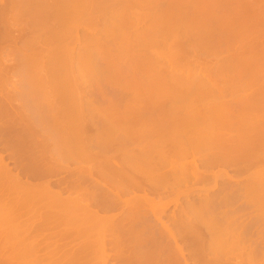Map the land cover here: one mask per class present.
I'll return each instance as SVG.
<instances>
[{
	"label": "bare ground",
	"instance_id": "6f19581e",
	"mask_svg": "<svg viewBox=\"0 0 264 264\" xmlns=\"http://www.w3.org/2000/svg\"><path fill=\"white\" fill-rule=\"evenodd\" d=\"M23 1H25V3H23ZM46 1L48 3L47 6L45 4V1L39 0L38 2H40V4L37 3L36 7L34 6L37 9L35 8L33 9L32 7L28 8V5L26 4L27 2L26 0H10L11 3L13 2L15 4L13 6H8L6 5V1L0 0V43L4 41L5 42L9 41L12 44L13 42L14 44H16L15 42H17V40H20V38L18 39V36H20L21 38L23 36L24 37L27 36L29 38L28 39L26 37L27 38L26 43H28L27 49L33 50V52H30L33 53L34 55L33 56L31 54L32 57L42 55L43 57H41V59L40 56L38 57L39 60H42V59H47V57L48 59L49 57L51 59V57L55 55L57 56L55 57V59L60 58L61 60L58 59L59 60L58 65L56 66V64L55 65L53 64L54 66L53 65L52 66L55 67V69L57 67L60 69L59 71L61 73H59L58 74L59 76L58 75L57 76L61 78L60 75H62V78L59 82H63L67 84L63 86L61 85L60 88L58 85V88L61 89L62 92L63 91L64 92L63 93L61 92L62 94L59 95L60 97L58 96L60 98L59 101L61 102V104L60 103L57 104L63 107L66 103L65 101L69 102L70 100L68 99H71L73 97L72 99L73 100L75 99V101L77 98H79L78 100L79 102H81L82 106L80 105V103L79 105L81 106V108L79 105H77L81 109L80 113L79 112L77 113L78 114L77 118L74 117L76 111L75 112L73 111L72 113L73 116L70 113V117L71 116L73 117L71 118L72 120L74 118L76 121L78 120V122L74 121V123L76 122L75 126L77 130H74V128H72L73 131L75 132H73L72 129L70 131L72 133L71 135L74 134L73 136L75 137V139L72 140L74 142H72L71 138L73 136L71 137L70 133L68 135L71 138L69 136L64 135L63 133H60L59 129L56 128L60 124L59 121L64 119L62 116H61L62 118H60L58 114L61 111L63 112L64 109L66 108L63 107L62 110H59V107L56 104L57 105L56 107H58V109L56 108V110L59 111V113L58 112L55 113L54 111L55 105H53L55 104L54 102L55 100L52 101L53 104L51 103V101L50 103L48 102L49 105L48 107L51 108L53 106V110L51 108V111L52 112L54 111L52 117L53 119L54 118L55 119L52 120V122L56 124L55 128L57 129V130L55 129L57 133L55 132L54 134L53 132V134L55 135L54 136L55 139H53V137L50 136L47 137V139L51 138L53 140L50 141V144H48L47 139L46 140L43 139V136L42 137L39 136L40 135L39 133H37L39 134L37 135L36 133L31 131L32 130L31 127L34 124L33 122H30L27 119L28 122L27 120L26 122L28 124L29 122L33 124L28 125L26 124V122L24 124L23 123L25 121V119H23L24 117L22 118L18 116L22 120L19 119V122L17 123L18 121L17 115L19 114V112L18 113L16 112L18 110L13 111L15 112V115H11L14 114L11 113L10 117L5 114L6 119L9 117L10 120H12L13 119L12 116H14V118L17 117L16 120L14 119L13 124H11L12 123L11 121H8L9 118L7 119L9 124L5 122L6 121L5 118H4L5 121L1 119L3 113L0 110V112L2 113V115L0 113L1 115L0 120H2L7 125H9L7 126L5 124L6 126H3L1 125L3 122L2 121L0 122V131H1L0 141H2L1 147L4 148L3 150L9 152L7 153L9 154L8 155L9 157L7 156V158H10L9 160H11V162L13 161V166H10L8 160L6 159V154H4L5 152L0 151V264H112L111 261L112 259L116 260L117 264H135L136 259L135 261L132 260L134 258L131 257L129 248L132 245L131 242L133 241L132 239L133 236L135 240H138L136 237L138 235L137 233H135L136 230L134 229L135 230L134 231L132 228H134L136 225L139 226V224L142 222L143 219L146 220L147 216L149 215V212L151 211H152L151 214H153V217L155 218L157 224L159 225V226L156 225L159 228L158 230L159 241L158 239L157 241L161 242V240L163 241L165 238L167 239L165 245H162V248L161 245L159 244H163L165 241L156 244L157 249L160 248L162 251L164 252L166 251L164 257L165 260L163 258L162 261L164 262L163 264H234L236 263V262H232V259L234 257L230 258V256H232L230 254H233L232 252L236 251V249L238 250L242 249L244 251L247 247L246 238H248L246 234L248 232H245L247 231L245 230L243 232L244 234H246L244 235L245 238L243 237L245 241H243L240 225L244 221L247 222L246 220L249 217L248 218L245 217L246 220H244L243 222H239L241 216L243 217L247 216L246 215L247 213H245V215L240 214L242 213V210H240V208L243 209L246 204V209H248L247 205H249L250 208L255 204L254 208L256 207V211H257V208L259 207V211L255 213L257 216L255 215V218L253 216V220L257 221L258 218H260L264 221L263 218L264 192H262L264 190V125H263L264 123L262 124L261 122L262 118H263L262 121L264 122V28L262 27V25L264 26L263 23L264 5H262L264 4V0H250V1L241 0V2L240 0H238L239 3L237 2L235 6L225 3H223L222 5V3L220 4L219 2H217L215 4L216 6L217 5L224 7L227 6V8L231 6L230 10H232L233 8L235 10L238 9V11L240 10L239 14L237 15V21L235 23L237 27L233 25L234 28L236 27L235 29H233V27L232 30H230V28H224V30L227 29L225 31L223 29H222L223 31L220 29L217 31V29L215 28L217 32L213 28L214 33L210 34L208 41L198 44H192L187 38V35L185 34L184 30L183 32L181 31L182 34H180L181 32L179 33L175 32V30L177 31L182 30L181 26L183 25L184 22L183 23L178 22L181 28H177L173 25L175 28L173 29V26H170L172 25L173 20H171L172 21L171 23L170 21L167 20V17L170 18L169 16H171L172 14H173L172 17L174 16L175 12L173 13L171 9L173 11H176V9L179 7L178 6L179 4L177 5L178 7L175 6L176 7L175 9L174 5L172 6V4H171L172 7L168 5L166 6L167 8L166 7L164 8V6H162L163 8H161L160 6L164 4L162 3L163 0L162 1L133 0L130 3L127 2L129 3V5L127 3H122L120 0H111V1L109 0L110 2H112L111 5H108L107 7L104 5L105 3H103L102 9L101 7L99 9L98 6L96 7L97 8L96 9L94 8V6L98 5L101 2L100 0H54V1L46 0ZM118 1L119 3L120 2L122 3V4L120 3V5L124 4V6H121L120 8ZM177 1L174 2L177 3ZM43 2L44 4H42ZM50 2L53 3L51 4ZM148 2L152 3V5H150L151 7L148 6L147 7L148 10L142 12L140 10V7H142L143 9ZM183 2L184 1H182L181 3ZM139 3L142 6H140ZM160 3L162 4L160 5ZM38 5L42 8H40ZM43 5L46 6L47 10L44 9L45 7ZM112 5L115 6L114 8H116L119 5L118 6L119 8H116V11L113 8V12L115 11V13L111 12L112 13L110 18L111 20L109 19L107 21L108 23L105 22L103 25L104 27L101 26L102 27L101 28L99 26L100 24L98 23L99 20L98 18L107 11L105 10L106 8H110V7L112 8L113 7ZM136 5L137 6L139 5L140 7L139 6L137 7ZM205 5L206 4H204V6ZM210 6L207 5L206 7L208 9H210L211 7L212 8L215 7L213 6V4L211 7ZM181 7L182 6H180V8ZM147 8L145 7L144 9ZM157 8L160 9V16L162 15L161 18L160 16H158L159 10L156 13ZM180 8L177 9V11L180 10ZM9 9L11 12L12 10L13 12L15 11L14 18L12 17L13 14L10 17L7 16L6 10ZM98 9L100 10V12ZM161 9L163 10V14L165 13L164 15L162 14ZM164 9L166 11H164ZM27 10L28 11L31 10L32 13H36L35 11L38 10L42 11V13L41 12L37 13L36 14L37 16L34 15L33 17H30L31 19H29L32 20L30 21L31 25L32 23L33 25H35V23L40 22L39 31L38 28H36L38 27L37 25H35L36 27L32 25L33 27L31 28L28 20L27 21L25 20L26 22L24 23H26V25L27 23H29V27L31 29H29L28 26H25V24H24L25 27L20 26V23L23 24L20 18L21 16L24 17L25 13L28 14ZM43 10H45V13L43 12ZM108 10L112 11V9H108ZM149 10H151V12H149ZM101 12H103V14H101ZM167 12H170V15ZM44 14L45 16H43ZM153 14H155L156 16ZM248 14L252 15L250 16L251 17L250 19H246L247 18L246 15L248 16ZM51 15L57 18V22L56 23L54 22L55 24L53 23V25L51 24L52 26H48L47 29L43 25L47 23L45 19L52 17ZM152 17L153 18L155 17V19L153 20H156L153 21L154 22L153 25H149L150 27L149 26L141 27L142 29L140 27H139L140 29L137 28L140 19L152 18ZM38 18L39 20L41 19V21H39ZM33 19L34 20L36 19V21H33ZM174 23L176 25L177 22ZM178 23L176 26H178ZM40 25H42L44 28H42ZM228 26H230V23H228ZM49 27L52 30L50 29L49 31ZM161 27L165 29L163 30ZM33 28L34 30H32ZM100 28L101 29L104 28L102 30L104 33L102 31L101 32L99 31L101 30ZM14 29L15 31L18 30L19 32V34L17 33L18 35L16 34L17 36L13 35ZM35 29H37L36 32ZM43 29L44 31L45 30L49 31L51 34L49 32L44 33V31H42ZM261 29H263V31ZM162 30L164 32L166 30L167 31L169 30L170 33L168 31L169 33L168 36L170 38L168 36L166 37L168 33L165 32L166 33L165 34ZM172 30H174L173 32L176 33L173 34L175 38L171 34ZM26 33H28L29 35L32 33L33 35L29 36ZM48 33L52 36H50ZM159 33L161 36L159 35ZM162 33H164L165 35L164 37H162L163 36ZM42 34L45 36L49 35L50 37L45 38V36L44 37L41 36ZM170 34L173 36V38H171L172 36ZM116 38H119L118 42L115 40ZM115 41L118 43V45H116ZM29 43L31 44V46L29 45ZM44 44L47 45L46 46L47 48L45 47ZM2 47H4V45ZM172 47H179V48L171 50L170 48ZM111 48L112 49L114 48L116 51L118 50V52H115L114 49L112 51ZM158 48L163 49V51L159 50ZM105 49L108 51V52L106 51L107 53L104 52ZM109 49L111 50V52L114 53L111 54L109 52ZM101 51L104 53H102ZM41 53H43L44 55ZM1 54H0V81L1 80L5 81L9 75V73L6 74V72L10 71L8 69L9 67L7 68V64H10V61L8 63L7 60L10 59L8 58V55H4L7 56L6 58L8 59H6ZM122 56L125 57L127 60L130 56L136 58V59L134 58V60L136 61L134 65L130 63V65L134 69H132L131 67H129V70L127 69L128 72L133 71V74H135L132 75L133 76L132 79L125 80L126 78H128L126 76H125L126 78L125 77H123L124 79L122 78V76L125 75V71H126L125 69L128 68L127 66H130L127 63L128 61H125L126 59H124L125 63L120 62L121 58L120 61L115 60V62L120 63L119 66L118 63L116 65V63H113L114 61L112 62L113 58L119 59V57ZM75 59L78 60V62H76L77 65H74L75 63H73L76 61ZM88 59L89 60L95 59L97 61V63H95L97 66L94 65L97 68L94 67L96 69L94 68L93 69L95 71L99 70L100 74L107 73V72L105 73L103 70V67L105 68L107 64H110L109 65L110 67L112 66L113 68H115L114 70L113 69L110 70L111 73L109 72L110 67L106 68L105 71H108V73L111 75L113 73L112 70L114 72H117L118 75L115 73L117 75L116 80H114L115 77L112 75L114 78L112 77L111 80L109 79L111 83L107 80L106 81L109 82V84L114 83L113 85L114 87H116L119 86L118 85L119 82H122L124 80L125 87L122 86L123 89L122 87H120V89H122L123 91L125 90L124 93L125 95H127L128 91L129 93L132 94V92H130L131 90H129L132 88L134 90L133 91L134 95L132 94L133 97H131L132 95H129L128 93V95L130 96L129 99L130 98H131L130 100H132L133 98L137 99V100L136 99L132 100V102L130 101L131 105L133 104V107L131 108L135 107V110L139 109L140 113L141 112L143 113L140 115V117L141 116L144 117V114L145 116L148 115L149 117L146 119H150V123H152L153 126L149 127V125H147L148 123H145L144 120L142 121L141 119L137 118L138 116L136 117V114L134 115L133 112L132 114L136 118L134 117V119L131 120L132 118V114H131L130 115L131 118H129L128 115V119L131 120L132 122L136 121L137 123L135 122L134 124H130L132 122H130L127 119L126 115H125L126 118L124 117L125 118L124 120V118L122 119L116 113V111L119 110L118 108L120 104H117L118 106L116 109L118 110L114 108L116 110L114 111L113 107L114 104H116V102L113 101L114 104L113 106H111L110 100H109L110 104L106 101L107 104L105 105L106 107L105 115L103 114L104 111L102 114H98L99 116L97 115L96 112V114L94 113V115H97L98 118H96L97 116L95 118L93 117L94 119L91 116L90 118L92 119L88 118L89 120L85 118L84 115L87 112H89V110L87 111V109H85L88 108V105H86L88 103L85 102L86 100H84V97L79 92V88L81 87V85L78 86L79 84L77 83L79 82L80 79H83L85 82L88 83L93 81L95 82L94 79L97 78L96 77L97 72L91 69L92 68L91 66L90 67L88 66L91 65V63L89 64ZM39 60L36 59L37 62L33 63L36 65V67L32 69L33 73L34 71L39 69L37 67L42 66L40 67L41 70H43V68L44 69L46 68L43 67V65L46 66V64L48 63L47 62L46 64H43L44 62H46L45 60L44 61L42 60L43 62L40 61L43 65L41 64L39 66L38 64L37 66ZM87 60H88L87 62L88 65H86ZM98 60L101 61L104 60V62L106 60L108 62L106 63L105 66L102 64L103 67L101 66L102 68L98 69V67L101 65L98 64ZM131 61H133V59ZM29 62L27 59L25 60V63L28 66L31 65V63L29 64ZM35 65H31L30 68ZM121 66H122V70H124V75L123 73H121L122 75L119 74V72H123L122 70H120L121 68L119 69V67ZM123 66H125L126 68L124 67L123 69ZM49 67H51V65H49ZM87 67H89L95 73L92 72L91 70L89 71ZM52 68H50L49 70L45 69L46 71L43 70V72H47V71L49 72ZM41 70L39 69L40 73L37 70L38 72L37 74H39V76L42 74ZM59 71H57V73ZM88 71L90 72V75ZM75 72H77V75H75ZM128 72H126L127 73L126 75H129ZM93 74L95 75V78L93 77L94 76ZM212 74L215 75L214 77H216L217 74L220 75L219 76L217 75V78L215 79L213 78ZM86 75L89 77L91 75L93 76H91L89 79V77H87ZM119 75L120 77L117 78ZM120 78L122 79V81H120L121 80ZM40 79L38 81H40ZM56 79L53 78L52 81L54 80L56 82ZM76 79H78V82H76L75 85V82L73 83V81H77ZM213 79L217 81L212 82ZM97 82H99V80L96 81V84H98L97 85L98 87H101L102 84L100 86V84ZM93 83L91 84L93 85ZM69 87H71L72 89L70 91L71 93L67 90V88ZM47 88L49 87L47 86ZM55 88H57V86ZM90 88H92V86H90ZM43 89L46 88L44 87ZM95 89L97 90V88ZM120 89L119 92L122 91ZM61 90H58V92ZM192 90L194 91V93ZM89 93L91 94L92 90ZM124 93L122 95H124ZM208 94H210V98H208L209 100H206L205 98L209 96ZM74 96L77 97L74 98ZM88 98L87 101H89ZM72 99L70 102L73 101ZM126 99L128 100V98ZM205 100L206 103L203 104L199 103V102H205ZM57 101L58 100H56V102ZM7 102L4 101V106L6 107H8V105L10 104L8 100ZM90 102H92V100ZM137 102L138 104H135ZM169 103L171 104L170 111L173 110L171 111L172 113L170 112V114L173 115L168 116L169 121L166 118L167 121L169 122V124H167L166 126L162 124V121H165V124L168 122L164 119L162 120L157 119L158 115L155 114H158L159 111H164L165 110L164 107H166ZM196 104L197 105L201 104V105H199L198 108ZM84 105L87 107H85ZM108 105L111 107H109ZM0 106L2 107V105ZM77 106L74 107V109L76 108L77 110L78 109ZM89 107H91L90 104ZM107 107H109L110 109L108 110ZM195 107H197V109H195ZM46 109L49 110V108L47 107ZM74 109L72 108L71 110ZM112 109L113 112L117 114L116 116L115 113L112 114ZM68 110L70 109L68 108ZM90 110L92 111L93 109L91 108ZM204 110H206L205 112L207 116L205 115ZM107 111L109 112V114L112 115L113 121L117 119L118 122L115 121L116 123L115 122L112 123V118H108L109 117L108 113H107L108 116L106 117ZM62 112L60 113V115H62ZM136 112H138V110L135 111L134 113ZM99 113H101V111H99ZM183 113L188 114L189 117L185 115L181 116L180 114ZM201 113L204 114V119L206 118V120L203 119L204 121H201L202 118L199 117L200 116L199 114ZM67 114L69 113H66V117L67 116L69 117V115ZM91 114L93 115V111ZM56 115H58L57 116L58 118H56ZM102 115L103 117H101ZM209 115L210 117H212L211 119H213L214 117L217 118L216 119L214 118L212 121L211 119L208 118ZM221 115L222 117H224L222 120H221L222 118ZM155 116L157 117L156 119ZM52 117L50 119H52ZM99 117L102 120L99 119ZM184 117H187L188 119L190 118L189 119L190 121H188L187 123H183L181 120ZM233 118H235L236 120ZM95 119L96 121L101 120L99 122L97 121L99 124L100 122H102V124L106 125L103 126L101 124L100 126L103 128L98 127L101 128L100 130L102 129L104 130V127L108 128L110 126V130L105 128L109 130V131L106 130L107 133H109L107 134L105 132L106 136L109 135V137L110 136L112 137L111 139L107 137L109 141L106 139V136H104L105 134L103 133V131H102L103 135H101L102 140L100 137L96 139V137L100 136L101 133L100 132L99 135L96 134L97 131H100L96 127H95L97 130V131L95 130L96 133L95 131H94L95 134L93 132L90 133L91 130H89V127L98 126L97 122H95ZM126 119L129 124L127 122L125 123ZM198 119L199 121H201L200 122L201 124L203 123L208 124L210 122L209 120L213 122V124L212 122L209 123L211 125L209 124L206 125L207 129L210 130L208 134L202 135L200 133L198 134L192 133L191 128L195 123H197L195 121H198ZM123 120L125 127L121 126L123 125ZM151 120H153L154 122H152ZM156 120H159V122L161 121L159 123L161 125L158 124V121L155 122ZM191 120H193L192 121L193 125L191 123ZM138 121L141 123L144 122V124L140 123L141 125H139ZM206 121L209 122L206 123ZM217 121L220 122L218 123ZM57 122H59L58 125ZM234 122L237 123L238 127L234 125L235 124ZM20 123H23V125H21L22 127L24 125L26 126V128H23V130L21 128L22 133L21 130H17V126H18L17 124ZM240 123L242 125H239ZM108 124L110 125L108 126ZM112 124L113 125L117 124V126L115 127ZM126 124L129 125V127L127 126L128 130L126 129ZM247 124L250 127H248ZM144 125L145 126L147 125L148 127L147 126L144 127ZM112 126L113 128L115 127L114 129L116 130L119 126V127H123V129H126L127 131L125 132V130L124 131L122 130L123 131L122 134L120 130L121 128H118L119 131L116 132L113 129V132L115 134L114 133L112 134L111 131ZM229 126L230 127L233 126L236 129L244 128V130L239 129L240 132H238L237 134L236 132L235 134H230L227 132L229 130L227 131L225 130L226 127L227 129L230 130L231 129L233 130L234 128H230ZM161 127L162 128L165 127L164 129L167 131V133ZM222 127H224L223 132L221 129ZM18 129L20 128L18 127ZM189 129L190 132L188 131ZM207 129H205V131H208ZM238 129L236 131H239ZM2 131H4V133ZM17 131L19 132V135ZM23 131L24 132L26 131L27 133L24 134ZM110 131L113 136L110 135ZM119 132H120L119 136L116 137L115 135H118L117 133ZM59 133L62 135H60ZM92 133L97 136L91 137V135L93 136ZM53 134L51 136H53ZM20 135H22V137ZM63 135L65 136V138ZM66 137H69L70 140L69 138L67 139ZM92 138H95L97 142L100 140L101 141L106 140L107 142H99V144H97V142L95 140L93 141ZM65 139L71 141V144L69 143V145H67L66 143L68 147H65V141H67ZM101 143H102V148L98 151H94L93 150L94 147H96L97 145L101 146L100 145ZM25 144L26 145L29 144L28 148L25 147L26 146ZM22 145L24 146L23 148L26 150H24L21 147ZM113 151L121 152V154L115 155L112 153ZM202 151H205V153L201 154ZM245 162H247V165L245 164L242 167L238 166L239 168L236 166L237 164L241 165L242 163ZM71 163H76L77 168H75L76 166L71 167L70 165ZM230 165L231 167L232 166L234 167V165L236 166L235 171L242 169L241 173H243L242 171L247 172L248 168L250 170L251 167L254 168V170L258 168L253 172L256 176L258 172L257 173L255 172L257 170L259 171L257 177L261 178V185L263 187L262 186L260 187L259 185L260 183L258 184L260 178L257 179L258 181L257 182L254 174H252V176L250 175V177L255 179V181L251 180V178L248 177L251 181L250 180L247 181L248 180L247 178V180L242 181L243 183H238L236 185L235 184L236 181L235 182L233 181L236 180V178L238 177L243 178L244 174L242 176L236 175L238 177H236L235 174L233 176L228 171L229 168H231ZM220 166L221 167L227 166L226 168L228 170L222 167L223 170L221 171ZM217 167L220 168L215 169ZM180 170L185 171V172H181L183 174L182 175L183 178L184 177L186 178L185 183L186 181L187 182L189 181L188 178H191V180L193 179L191 182L197 181L196 183H198V181L218 182L217 181L218 179L220 180L221 179L223 180L225 178L230 179V182L226 181V183L224 182L225 184L223 183L222 185H220V187L222 186L221 188L218 185L216 186V183H214L215 185H213L212 189L206 190L204 192L206 196L200 198V201L202 203L201 206H207V204H209L210 206L212 201L216 202L215 201L216 199L218 200L220 199L218 197L220 194L215 195L216 198L215 196L211 195L212 194L211 191H213V189H215L216 187H219L220 189L223 188L225 190L224 192L228 190V193H225L224 195L225 199L227 198L226 194H232L233 196L237 195V197L234 196L235 198H237V201L238 200L242 201V198L239 199L240 198L239 196L245 199L244 201L245 203L243 202L244 206L242 207L239 206V209L238 207L236 208L237 213L240 210V212L238 214L236 213V215H235L236 211L235 210H234L235 212L233 211V208L235 209V207L232 208V206L237 204L235 202L234 197L232 196L231 197L233 199L230 197L231 199L229 198L225 204H228L230 202L232 205L231 201L233 200L235 204H233L232 206L230 205V203L229 206L226 205L229 209L228 213L226 212L227 214L222 215L223 213L221 214V212L224 211H220V212L218 211L219 208L220 210H222L223 205L222 206L220 205L222 208L219 207V205L218 207L216 206L218 209H216L215 206L212 205L215 208L214 211L210 210L212 207H209L210 209L208 208L207 209L208 211L206 209L201 210L202 208H200L199 209L200 211L199 210L198 211L201 212L200 213L201 215L203 214V217L202 216L200 217L199 216L200 214L197 212L198 216L200 217L198 219L200 220L201 218L204 219L206 217L205 218L206 221L209 219L210 214L211 215L213 213L217 214L216 211L219 212V214L217 215L215 214L216 216L213 215V217L215 216L214 218H212V216L210 215L211 219H214L213 221L212 220L207 221V223L209 221H212V224L216 221V223L219 224V226L217 224L219 229L218 227L214 226L215 223L212 225L211 222H209L208 223L209 225H206L205 224L206 222L204 220L202 221L204 223L199 222V225H206L204 227L210 226L209 228H207L209 229V231L211 230L210 228L212 229L217 228L220 233L219 234L218 230H216V232L220 235V241H221L220 243L224 247H227L229 251H227L228 249H224L221 244L219 245V243H218L219 247L222 246L221 247L222 249L220 248V250L219 248L210 246L213 243H217V241L219 240V239L216 240V238H218L217 237L218 234L214 235V238L216 237L214 240L213 237L209 238V233L214 234L215 232L211 233L212 230L209 232L205 228L206 232L209 233L208 234L206 232L201 233L199 231V225L196 222L194 223L195 226L192 225L193 223L191 224L189 223L191 226L187 225L188 224L187 222L184 225V223H182L180 220L179 223L178 219H174L175 217L173 218L174 219L173 222L176 220V222H178L179 225L183 224L180 225V228H184L185 226L186 229H189L190 226V231L191 233L194 234V235L192 234V236L195 239L192 242L193 238H190V236H188L187 234L188 230L186 231L185 229L182 230L180 229V231L178 230L180 233H178V231L176 232L174 230L169 229L165 221L162 220L163 218L162 215L164 214L163 212L168 206L167 205L168 202L161 203L162 201L161 200L158 203L154 201V198L152 196L155 193L159 194L158 192L160 190H162L165 186L169 185V184L166 185L168 181L169 183L171 182L173 184L174 181H176L175 179L180 180L181 177L177 178L178 177L177 175L176 176L173 175L176 174V171H180ZM218 170H220L221 172ZM171 172L173 173L171 174L173 175V177L169 175ZM63 173L69 175V177H67L68 179L66 178L62 179V177H59L62 176ZM248 174L249 173H247L246 175ZM51 177L58 178L57 180H54L56 184L52 183V179H50ZM171 177L173 178V181L172 179H170ZM180 182L181 180L179 182L176 181L174 185L176 186V183L180 184ZM147 184L149 186H147ZM257 184L259 185V188L261 190L257 189L256 187L258 186ZM53 185L54 186L59 185V187L56 186L57 187L56 188ZM253 185H255L256 188L253 187L254 189L252 190L256 189L255 192L259 191L262 192L263 194L261 193L259 195H256L253 192H251L250 187H252ZM223 186H225L226 188ZM175 189L176 188L173 189L174 192ZM166 190L169 191L168 188ZM176 191L178 193L180 192L179 189H176ZM170 192L171 190L169 191V194ZM221 192L223 193V191ZM176 193L174 194L177 195L178 193L177 194ZM126 195H129V197H125ZM212 198L215 199L212 200ZM171 200L172 199H170V201ZM174 200L176 203L177 199L174 198ZM207 201H210V203ZM203 202L206 205L203 204ZM248 203L253 205L251 206ZM225 204L224 207L226 208ZM260 205H262L261 209H260ZM146 206H149V208H151L149 212L146 211L148 210ZM157 209L158 211L160 210V212L158 211L156 212ZM246 209H243V212ZM114 210L116 211L118 210L119 212L118 211L117 213L110 212ZM142 210L144 212H142ZM206 211L208 215L205 214L204 216V213H206ZM230 211H232L234 214H232ZM229 212L231 213L232 216L235 215L234 216L235 218L237 215L240 214L239 219H237L238 217L236 218L237 221L234 222L235 224L233 223V220H235V218L232 220L231 218L233 217L229 215ZM220 214L222 216H227V217L221 218L220 216V218H218L217 216H219ZM261 214L262 216H260ZM228 215L230 217H228ZM228 219L229 221L231 219V222H229ZM260 219L258 220V222L261 221ZM255 221L254 223H256ZM138 222L139 224H137ZM237 222L241 224L238 225ZM229 223L232 226L228 225ZM232 223L234 224V226ZM143 224L145 223H142V225L140 226L143 227L144 226ZM39 225L42 226V231H43L42 233H39L40 230L39 229L40 227H38ZM211 225L214 226V228ZM226 225H228V227H226ZM222 226L225 227L223 228ZM60 227H62V229H59ZM145 227L147 226H144L141 229L142 232L146 229ZM151 228H153V225L150 224L149 229ZM149 229L147 227V229L143 232V234L146 231H147L146 234L151 232L148 234V236L150 234H154L153 229H152L153 233ZM242 229L243 230L246 229V226L243 225ZM129 232L132 234H130ZM93 233H95L96 236L93 235ZM146 234L145 237H148L146 236ZM90 235L91 237L95 236L97 238H94V240L93 238L90 239L91 238ZM127 235H129V237H126ZM151 236L152 235L148 237L151 239V240L149 239L150 241L154 239V238L152 239ZM258 236L257 239L259 238ZM185 237L190 238L191 241L188 238H186L187 240L185 239V241H189V243L185 242L184 245H180L179 241H181V239L184 240ZM125 238L128 239L131 238L132 240H130L131 242L128 241V243L130 242L128 244L127 243L128 239L126 240ZM143 239L147 240V238H141V240L136 241L137 244L139 243L141 244V241L143 242ZM210 239H212L211 241H213L212 244H209L211 243ZM145 240H144L145 244L146 242L147 243L150 242L148 240L145 242ZM243 242L246 243V247H244L245 244H243ZM262 242H264V240ZM262 242L261 245H260V241L255 244L257 249L259 245L260 246L264 245V243L262 244ZM142 244H141L142 246L141 248L146 247V246L143 247ZM263 247H259V249L261 248V250L264 251ZM211 248L212 250H210ZM214 248H216V250L218 249L221 252V256L216 257V255L214 254L215 253ZM206 249L210 252V254H212L213 252V256L215 255V257L213 258L210 257L208 259H205L206 254L204 250ZM230 249H232L233 251L231 252ZM257 249H255L256 251H254L253 253L251 252L253 248L250 249L251 251H245L247 252V254L242 251H240V253H236L235 255H237L240 258V261H238L236 264H242V260H246L245 258L247 256H248L247 260L249 259L252 260L253 258L258 259L260 258L259 255L264 256V252L261 251L262 253L261 254L259 251L260 253L259 254ZM225 250L227 251V253ZM222 251L225 253L222 254ZM126 252H128L129 254ZM255 252H257L259 255L255 254ZM147 253L149 254L148 251ZM228 253L229 256L228 255L226 256V254ZM98 254H99V258H97ZM198 254H200V256ZM243 254L246 255V257ZM187 255H189L190 257H187ZM193 255L196 256L192 258ZM253 255L256 257H251ZM243 256L245 258H243ZM130 257L132 258L131 263H129ZM155 257L153 256V258ZM100 258L101 260H99ZM155 259H156V263L158 262L157 264L159 263L162 264L160 260L162 259L161 257L159 258L157 257ZM155 259H153L154 262ZM158 259L160 262L158 261ZM254 259L251 261L252 264H264V257L260 258L259 261L255 259L256 262ZM138 263H142V262H137L136 264Z\"/></svg>",
	"mask_w": 264,
	"mask_h": 264
},
{
	"label": "rangeland",
	"instance_id": "374dc122",
	"mask_svg": "<svg viewBox=\"0 0 264 264\" xmlns=\"http://www.w3.org/2000/svg\"><path fill=\"white\" fill-rule=\"evenodd\" d=\"M4 1H6V5H8V6H13V5H15L13 2L11 3L10 2V0H4ZM27 2H26V4L28 5V8H35L36 7V5H37V3H39L40 4V2H38L39 0H26ZM43 1H45V4H46V6H47V1L46 0H43ZM49 1H51V0H49ZM48 1V2H49ZM54 1V0H53ZM101 2L98 4V3H96V4H98V5H95L94 6V8H96L97 6H98V8L100 9V7H101V9H102V7H103V3H105L104 5L105 6H107L108 7V5H111L112 4V2H110L109 0H100ZM122 3H127V2H131V1H133V0H120ZM135 1V0H134ZM162 1V0H161ZM160 1V2H161ZM174 1H177V0H163V2L162 3H164V4H162V3H160V7L161 8H163L162 6H164V8L166 7V6H170V7H172L173 5H174V8L176 9V7H178L177 9H179L180 8V6H182L181 8H180V10H178L177 11V9H176V11H173L172 9H171V11L174 13V18L172 17V15L171 16H169L170 15V12H167V13H169V17L170 18H172V19H170V18H168L167 17V20L168 21H170V23L172 22L171 20H173V23H172V25H170V26H175V27H177V28H181L182 30H180V31H177V30H175V32L177 33H179V32H183V30H184V32H185V34L187 35V38L189 39V41L192 43V44H198V43H203V42H207L208 41V39H209V37H210V34L211 33H214V30H213V28L215 29H217V31L220 29V30H224V28H230V30H232V27H233V29H235L237 26L235 25V23H236V21H237V15L239 14V12H240V10L238 11V9H232V10H230V7L231 6H229V8H227V6L226 7H224V6H216L215 4L217 3V2H219L220 4L222 3V5H223V3H225V4H229V5H236V3L238 2V0H179V1H177V3L176 2H174ZM182 1H184L183 3H181ZM229 1H232V2H229ZM248 1H250V0H248ZM108 2V3H107ZM109 2H110V4H109ZM120 2V3H121ZM159 2V1H158ZM157 2V3H158ZM180 2V3H179ZM207 2V3H206ZM240 2H241V0H240ZM21 3V2H20ZM23 3H25V1H23ZM51 3V2H50ZM49 3V4H50ZM53 3V2H52ZM51 3V4H52ZM118 3H119V1H118ZM120 3H119V5H120ZM121 3V4H122ZM129 3H127L128 5H129ZM146 3V2H145ZM156 3V4H157ZM185 3V4H184ZM239 3V2H238ZM22 4V3H21ZM42 4H44V2L42 3ZM126 4V5H127ZM140 4V3H139ZM143 4V3H142ZM171 4H172V6H171ZM179 4V5H178ZM180 4H182V5H180ZM204 4H206L205 6H204ZM212 4H213V6H215V7H213V8H215V9H213L211 6H212ZM224 4V5H225ZM262 4V3H261ZM260 4V5H261ZM26 5V6H27ZM118 5V6H119ZM150 5H152V3H147V5H145V7L147 8L148 6L149 7H151ZM154 5V4H153ZM178 5V6H177ZM184 5V6H183ZM207 5H211L210 7L212 8H210V9H208L206 6ZM239 5H241V4H239ZM262 5H264V4H262ZM30 6V7H29ZM35 6V7H34ZM39 6V5H38ZM44 6V5H43ZM46 6H44L45 8V10H47V8H46ZM113 7L111 8H106L105 10H107L104 14H103V12H101V14H103V15H101V14H99V15H101L100 17H99V15H98V23L100 24L99 26L101 27H104L103 25H104V23L105 22H107L110 18H111V15H112V13H115V11H116V8H121V6H124V4L123 5H120L119 7L117 6L116 8H114L115 6L114 5H112ZM135 6V5H134ZM137 6V5H136ZM139 6V5H138ZM137 6V7H138ZM140 6H142L141 4H140ZM139 6V7H140ZM155 6H158V5H155ZM176 6V7H175ZM40 7V6H39ZM143 7H144V5H143ZM144 7V8H145ZM40 8H42V7H40ZM113 8L115 9V11L113 12ZM142 9V7H140V10L143 12V11H146V10H148V8L147 9ZM159 8V7H158ZM157 8V11H156V13L158 12V10H159V15L158 16H160V9H158ZM167 8V7H166ZM169 8V7H168ZM226 9V10H224V9ZM32 9V10H33ZM35 9H37V8H35ZM97 9V8H96ZM98 9V10H99ZM108 9H112V11L111 10H108ZM138 9V8H137ZM150 9V8H149ZM217 9V10H216ZM219 9V10H218ZM29 10V9H28ZM27 10V11H28ZM45 10H43V12L45 13ZM104 10V11H105ZM162 10V9H161ZM170 10V9H169ZM7 11V16H11L12 14H13V18H14V12H13V10H12V12L10 11V9L9 10H6ZM9 11V12H8ZM120 11V10H119ZM164 11H166L165 9H164ZM219 11V12H218ZM221 11V12H220ZM29 12H30V14H29ZM36 13H32L31 12V10L30 11H28V14L27 13H25L24 14V17L23 16H21V21L23 22V24L22 23H20V26L21 27H23L24 26V24H25V26H28L29 27V23H30V27L32 28L33 26H35V25H37L38 27H36V28H38V31H39V23L37 22V23H35V25H33V23H32V25H31V22L30 21H32V20H29V19H31L30 17H33L34 15H36L37 13H42V11L40 10H38V11H35ZM99 12H100V10H99ZM112 12V13H111ZM117 12H118V10H117ZM149 12H151V10H149ZM154 12V11H153ZM171 12V13H172ZM233 12V13H232ZM17 13V12H16ZM111 13V14H110ZM147 13V12H146ZM155 13V12H154ZM155 13V14H156ZM6 14V13H5ZM18 14V13H17ZM16 14V15H17ZM117 14V13H116ZM148 14V13H147ZM155 14H153V15H155ZM162 14H163V10H162ZM165 14V13H164ZM163 14V15H164ZM39 15V14H38ZM114 15V14H113ZM146 15V14H145ZM263 15H264V11H263ZM6 16V15H5ZM37 16V15H36ZM42 16V15H41ZM43 16H45V14L43 15ZM52 17H50V18H48V19H45L46 21H47V23H45V25H43V22H42V25L43 26H45L46 28L48 27V26H52L53 25V23L55 22H57V18L56 17H53V15H51ZM148 16V15H147ZM156 16V15H155ZM162 16V15H161ZM161 16H160V18H161ZM235 16V17H234ZM248 16H249V18H248ZM248 16L246 15V19H250L251 17L250 16H252V15H250V14H248ZM18 17V16H17ZM16 17V18H17ZM40 17V16H39ZM146 17V16H145ZM149 17V16H148ZM228 17V18H227ZM15 18V19H16ZM34 18H36V17H34ZM43 18V17H42ZM47 18V17H46ZM164 18H165V16H164ZM236 18V19H235ZM19 19V18H18ZM153 19H155V17L153 18H142V19H140L139 20V22H138V26H137V28H141V27H146V26H149V25H153V21H156V20H153ZM156 19H159V18H156ZM170 19V20H169ZM28 20L29 21V23H27V25H26V23H24V22H26V21ZM38 20H39V18H38ZM44 20V21H45ZM91 20V19H90ZM89 20V21H90ZM111 20V19H110ZM33 21H36V19L34 20L33 19ZM39 21H41V19L39 20ZM42 21H43V19H42ZM134 21V20H133ZM174 22H184L183 23V25L180 27L179 26V23H178V26H176L177 25V23H176V25H175V23ZM54 23V24H55ZM108 23V22H107ZM109 23H110V21H109ZM140 23V24H139ZM228 23H230V26H228ZM264 23V22H263ZM52 24V25H51ZM17 25H18V23H17ZM42 25H40L42 28H44ZM226 25V26H225ZM233 25H235L236 27L234 28V26ZM262 25V24H261ZM20 26H18V27H20ZM24 26V27H25ZM169 26V27H170ZM174 26H173V29H175L174 28ZM223 26H225V27H223ZM27 27V28H28ZM29 27V29H31ZM101 27V28H102ZM150 27V26H149ZM162 27H165V26H162ZM161 27V28H162ZM167 27H168V25H167ZM262 27L264 28V26L262 25ZM45 28V29H46ZM100 28V29H101ZM136 28V29H137ZM139 28V29H140ZM152 28V27H151ZM161 28H160V31H161ZM48 29V28H47ZM50 27H49V31H50ZM104 29V28H103ZM103 29H101V30H99L100 32L103 30ZM107 29V28H106ZM138 29V30H139ZM142 29V28H141ZM145 29V28H144ZM148 29V28H147ZM163 29V28H162ZM165 29V28H164ZM163 29V30H164ZM216 29H215V31H216ZM32 30H34V28L32 29ZM36 30L37 29H35V32H36ZM41 30V29H40ZM52 30V29H51ZM162 30V31H163ZM169 30H170V28H169ZM168 30V31H169ZM179 30V29H178ZM222 30V31H223ZM225 30H227V29H225ZM224 30V31H225ZM262 31H263V29H261ZM42 31H44V29L42 30ZM49 31H44V33H46V32H49ZM105 31V30H104ZM107 31V30H106ZM149 31V30H148ZM160 31H158V32H160ZM168 31L166 30L165 32L166 33H168ZM174 30H172V35L173 34H176L175 32H173ZM216 31V32H217ZM103 32V31H102ZM108 32V31H107ZM164 32V31H163ZM164 32V33H165ZM182 32L180 33V34H182ZM215 32V33H216ZM220 32V31H219ZM19 34V32H18V30H16L15 31V29L13 30V35H16V34ZM41 33H43V32H41ZM50 33V32H49ZM48 33V34H49ZM104 33V32H103ZM164 33H162L163 34V36L162 37H164L165 35H164ZM165 33V34H166ZM169 33H170V31H169ZM169 33L166 35V37L169 35ZM17 34V35H18ZM26 34H28V33H26ZM25 34V35H26ZM51 34V33H50ZM49 34V35H50ZM170 34V35H171ZM16 35V36H17ZM29 35V34H28ZM31 35H33L32 33L29 35V36H31ZM47 35V36H45V35H41V36H45V38L47 37H50V36H52V35ZM159 35H160V33H159ZM171 35V36H172ZM178 35V34H177ZM23 36V35H22ZM161 36V35H160ZM174 36V35H173ZM173 36L171 37V38H173ZM179 36V35H178ZM24 37V36H23ZM21 38L20 36H18V39L20 38V40H17V42H15L16 44H14V42H13V44L12 43H10L9 41L7 42H5V44H4V42H2V43H0V54L1 55H8V58L10 59V60H7V62L9 63V61H10V64H7V68L10 70L9 72H6V74L7 73H9V75H8V77H7V79L4 81V80H1L0 81V103L1 102H3V103H1L0 105H2V107L0 106V110H1V112L3 113V118L1 117V119L3 120V121H5V116L7 115V116H9L10 117V114L11 113H14V114H11V115H15V112H13V111H17L16 113H18L19 112V114L17 115V117L18 116H20V117H24L23 119H25V121L23 122L24 124H25V122H26V120L28 119L30 122H33L34 124H35V126H34V124L33 123H30L29 122V124L31 125V124H33V126L31 127L32 128V132H34V133H39V134H37V135H39V136H43V139H47V137H53V139H55V132H56V130L57 129H59V131H60V133H63L64 135H66V136H69L68 134L70 133V135L72 134L70 131H71V129L72 128H74V130H77V128H76V122H78V120L76 121L75 120V118H77L78 117V112L80 113V108H81V102H79V98H77L76 99V101H75V99L73 100L72 98V102H70L71 101V99H68V100H70L69 102L68 101H65L66 103H65V105L63 106L64 108H66V109H64V111L62 112V115H60V113H59V111H57L56 110V108L58 109V107H59V110H62L63 109V107L61 106V105H59V104H57V103H60L61 104V102L59 101V95H61L63 92H62V90L61 89H59L60 88V86L62 85H66L67 83H63V82H59L60 80H61V78H62V75H60L61 76V78L60 77H58L59 75V73H61L59 70V68L57 69H55V67H53L55 64H56V66L58 65V62H59V60H61L60 58H56L55 59V57H57V56H53V57H51V59H50V57H49V59H48V57H47V59H42L43 61L45 60L46 62H44L43 64H46L47 62V64H46V66L45 65H43L41 62H43L42 60H39V56H40V59H41V57H43L42 55H38V56H36V57H32L31 56V54L33 55V53H30V52H33V50H28L27 49V47H28V43H26V39L28 38L27 36H25L24 38ZM27 37V38H26ZM42 37V38H43ZM118 37V36H117ZM169 37V36H168ZM170 38V37H169ZM174 38H175V36H174ZM29 39V38H28ZM119 38H116L115 40L118 42L119 40H118ZM30 41V40H29ZM28 41V42H29ZM115 41V43H116V45H118V43ZM7 43V44H6ZM8 43H10V44H8ZM4 45V47H2L3 45ZM2 45V46H1ZM10 45H13V46H10ZM16 45V46H15ZM29 45L31 46V44L29 43ZM45 45V44H44ZM53 45V44H52ZM47 45H45V47H46ZM50 46V45H49ZM115 46V45H114ZM116 47V46H115ZM47 48V47H46ZM177 48H179V47H172V48H170L171 50H173V49H177ZM30 49V48H29ZM33 49V48H32ZM112 49V48H111ZM114 49V48H113ZM113 49H112V51H113ZM159 49V48H158ZM46 50V49H45ZM104 50V49H103ZM115 50V49H114ZM159 50H162L163 51V49H159ZM107 50L105 49V51L104 52H106ZM102 52V51H101ZM104 52H102V53H104ZM108 52V51H107ZM106 52V53H107ZM109 52L112 54V53H114V52H111V50L109 49ZM115 52H118V50L116 51L115 50ZM41 54H43V53H41ZM49 54V53H48ZM109 54V53H108ZM44 55V54H43ZM224 55H226V54H224ZM223 55V56H224ZM34 56V55H33ZM5 58L7 57V56H4ZM32 59H31V58ZM123 57V56H122ZM122 57H119V59H114L113 58V60H112V62L113 63H116V65H117V63L118 62H115V60L116 61H120V58H121V61L120 62H122V63H125L124 62V59H126L125 57H123V59H122ZM8 58H6V59H8ZM33 58H36V59H38L39 61H38V63H37V66H38V64H39V66L42 64L43 65V67H46L45 69L47 70L48 69V67H49V65H51V67H49V69L50 68H52L49 72L47 71V72H43V70H45L44 68H43V70H41V68L40 67H42V66H40V67H37V68H39L41 71H42V74L39 76V74H37L38 72L40 73V71H39V69H37L38 70V72H37V70L36 71H34V73H33V71H32V69L33 68H35L36 67V65L35 64H33L34 62L36 63L37 61H36V59H33ZM45 58H46V55H45ZM77 58V57H76ZM129 58H132L133 59V61H131L132 59H129ZM128 58V60L126 59L125 61H128L127 63L130 65V63L131 64H135L136 63V61L134 60V58L132 57V56H130ZM28 60V62L29 61H32V62H29V64L31 63V65H35V66H32L31 68H30V66L31 65H26V63H25V60ZM29 59H31V60H29ZM59 59V60H58ZM96 59V58H95ZM94 59V60H95ZM136 59V58H135ZM34 60V61H33ZM48 60V61H47ZM76 60V59H75ZM75 60H73V61H75ZM89 60V59H88ZM88 60L86 61V65H88ZM91 60V59H90ZM89 60V64L91 63V65H88L89 67L91 66L92 68L91 69H93L94 67H96L97 65L95 64V63H97V61L95 62L94 60H91L90 61ZM130 60V61H129ZM41 61V62H40ZM57 62V63H56ZM76 62H78V60H76L75 62H73V63H75L74 65H77L76 64ZM108 61H106L105 60V62H104V60L103 61H101V60H98V64L100 65L99 67H98V69L99 68H102L103 66H102V64L105 66L106 65V63H107ZM60 63H62V62H60ZM93 63V64H92ZM28 64V63H27ZM54 64V65H53ZM112 64V63H111ZM119 64L120 63H118V66H119ZM53 65V66H52ZM94 65H96V66H94ZM107 65H108V67H107ZM106 65V67L104 68L103 67V70H104V72L106 73V74H100L99 73V70H97V71H95L94 69H96V68H94L93 70L95 71V72H97L96 73V79H94L95 80V82L93 83V82H85L83 79H80L79 80V82H78V79H76L77 81H73V83L75 82V85H76V82H78L77 84H79L78 86H80L81 85V87L79 88V92L82 94V96L84 97V100H86L85 102H87L88 104H86V105H88V108H92L93 110V115L91 114L92 113V111L90 110V109H88V108H85V109H87V111L89 110V112H87L84 116H85V118L86 119H92L93 117L95 118L98 114H102L103 113V111H104V115H105V111H106V107H105V105L107 104V102L110 104V102H111V106H113V104H114V102H116V104H114V107H113V109L115 108H117V104H120L119 105V110L118 109H116V110H118V111H116L115 109H114V111H116V113L118 114V116L119 117H121L122 119L125 117V115H126V117H127V119H128V115H129V118H131V114H132V112H133V114L135 115L136 114V117L137 118H139V119H141L142 121L144 120V122L145 123H148L147 125H149V127L150 126H153V124L152 123H150V119H146V118H148L149 116L147 115V116H145V114H144V117L143 116H141L140 117V115L141 114H143L142 112L140 113V111H139V109H136L135 110V107L134 108H131V107H133V104L131 105V102H132V100H135L134 98L132 99V100H130L129 99V95H134V90L131 88V89H129V90H131L130 92H132V94L131 93H129V91H128V93H129V95H128V93H127V95H125V90L123 91L122 89H123V87H125V81L123 82L122 81V79L120 80V79H118V80H120V81H122V82H117L118 83V85L119 86H116V87H114V83L113 84H109V82H110V80H111V78L113 77L114 78V80H116V76L118 75V73L117 72H114L113 70L115 69V68H113L112 66V68L109 66L110 64H107ZM115 65V64H114ZM48 66V67H47ZM102 66V67H101ZM118 66H117V68H118ZM89 67H87V69H89V71L91 70ZM110 67V68H109ZM116 67V66H115ZM124 67L125 66H123V69H124ZM128 68H126L125 70V75H124V70H122V66L121 67H119V69L120 70H122L123 72H119V74L120 75H122L121 73H123V75L124 76H122V78L123 77H128V78H126L125 80H129V79H132L133 78V76L132 75H135V74H133V71H127V69L129 70V67H131L132 68V66L130 65V66H127ZM106 68H109V72H110V70L111 69H113L112 70V75L111 74H109L108 73V71H105L106 70ZM48 69V70H49ZM55 69V70H54ZM132 69H134V68H132ZM131 69V70H132ZM35 70V69H34ZM45 70V71H46ZM103 70H102V72H103ZM108 70V69H107ZM7 71V70H6ZM54 71V72H53ZM57 71H59L58 73H57ZM88 71V73H89V75H90V72ZM92 71V70H91ZM94 71H92V72H94ZM100 71H101V69H100ZM35 72H36V74H35ZM91 72V73H92ZM94 72V73H95ZM126 72H128L129 73V75H126L127 73ZM45 73V74H44ZM87 73V74H88ZM111 73V72H110ZM117 75H116V74ZM215 73V72H214ZM213 73V74H214ZM6 74H5V77H6ZM109 74V75H108ZM212 74V76H213V78H217V75L219 76L220 74H217L216 75V77H214L215 75H213ZM38 77H37V76ZM58 75V76H57ZM75 75H77V72H75ZM94 75V74H93ZM93 75H91V76H93ZM120 75L117 77V78H119L120 77ZM211 75V74H210ZM209 75V76H210ZM87 76V75H86ZM90 76V77H91ZM44 77V78H43ZM58 77V78H57ZM64 77V76H63ZM87 77H89V76H87ZM86 77V78H87ZM90 77H89V79H90ZM94 78H95V75L93 76ZM92 77V78H93ZM36 78H38V79H36ZM41 78V79H40ZM56 79V82L53 80L52 81V79ZM60 78V79H59ZM92 78H91V80H92ZM211 78V77H210ZM219 78V77H218ZM5 79V78H4ZM40 79V81H38ZM88 79V80H89ZM99 80V82H97V83H99L100 84V86H101V84H102V86L101 87H103V88H101V87H98L97 85L98 84H96V81H98ZM110 79V80H109ZM124 79V78H123ZM212 79V78H211ZM215 79H213L212 80V82L213 81H217V80H215ZM58 80V81H57ZM83 80V81H82ZM86 80V79H85ZM90 80V81H91ZM109 81V82H107V81ZM113 80V81H114ZM87 81V80H86ZM106 81V82H105ZM112 81V82H113ZM220 81V80H219ZM42 82H44V83H42ZM212 82H210V83H212ZM73 83H72V85H73ZM91 83H93V85L91 84ZM111 83V82H110ZM115 83H116V81H115ZM121 83H123V84H121ZM210 83H209V85H210ZM57 84V85H56ZM58 85H59V88H58ZM94 85H96V86H94ZM47 86L49 87V88H47ZM53 86H57V88H58V90H61V91H59L58 92V90H57V88H55V87H53ZM90 86H92V88H90ZM123 86V87H122ZM45 87L46 89H43V88ZM93 87H94V89H93ZM120 87H122V89H120ZM167 87V86H166ZM62 88V87H61ZM95 88H97V90L95 89ZM99 88V89H98ZM63 89V88H62ZM89 89H90V91H89ZM119 89L120 90H122L123 91V93H124V95H122L123 93H122V91H120L119 92ZM194 89V88H193ZM67 90L70 92L72 89H71V87H69V88H67ZM91 90H92V93L90 94L89 92H91ZM255 90V89H254ZM127 91V90H126ZM193 91V90H192ZM253 91V90H252ZM62 92V93H61ZM118 92V93H117ZM195 92H196V90H195ZM71 93V92H70ZM86 93V94H85ZM185 93H187V92H185ZM190 93H192V92H190ZM193 93H194V91H193ZM253 93V92H252ZM133 95L131 96V97H133ZM192 95V94H191ZM209 96H207V98H205L206 100H209L208 98H210V94H208ZM59 96V97H58ZM127 96V97H126ZM58 99H57V98ZM75 97H77V96H74V98ZM88 97H90V98H88ZM125 97V98H124ZM87 98H88V100L89 101H87ZM126 98H128V100L126 99ZM230 99V98H229ZM7 100L10 102V104L8 105V107H6V106H4V101L5 102H7ZM55 100V101H54ZM56 100H58L57 102H56ZM92 100V102H90ZM109 100H110V102H109ZM137 100V99H136ZM206 100H205V102H199V103H201V104H203V103H206ZM50 101H51V103H52V101H54L55 102V104H53V105H55V113H59L58 115H59V117L60 118H64L63 120H61V121H59V119H58V121L60 122V124L58 125V123L59 122H57V127L55 126L56 124H54L53 122H52V120H54L53 119V117H52V114L54 113V111L52 112L51 111V108H52V110H53V106L50 108V107H48L49 105H48V102L50 103ZM107 101V102H106ZM114 101V102H113ZM131 101V102H130ZM85 102H84V104H85ZM106 102V103H105ZM135 102V101H134ZM133 102V103H134ZM8 103V102H7ZM6 103V104H7ZM79 103H80V105H79ZM105 103V104H104ZM197 103V102H196ZM208 103V102H207ZM5 104V105H6ZM58 105V107H56L57 105ZM89 104H90V106L91 107H89ZM135 104H138V102L137 103H135ZM201 104H196V106H198V108H199V105H201ZM13 105V106H12ZM77 105H79L80 106V108H79V106H77ZM195 105V104H194ZM70 109V110H68V108ZM77 106V110H76V108L74 109V107H76ZM85 106V105H84ZM109 106V105H108ZM111 106H109V107H111ZM116 106V107H115ZM135 106H137V105H135ZM16 107V108H15ZM46 107L47 108H49V110L48 109H46ZM85 107H87V106H85ZM109 107H107L108 108V110L110 109ZM170 107H171V104L169 103L166 107H164V111H159V113L158 114H155V115H158L157 117L155 116V119L157 118V119H164V120H166L167 121V119L169 118L168 116L170 115V116H172L171 114H170V112L171 111H173V110H171L170 111ZM9 108V109H8ZM61 108V109H60ZM74 109V110H71V109ZM138 108V107H137ZM3 109V110H2ZM12 109V110H11ZM16 109V110H15ZM113 109H112V114L113 113H115V112H113ZM193 109V108H192ZM195 109H197V107H195ZM201 109V108H200ZM138 110V112H139V114H138V112H136V113H134L135 111H137ZM4 111V112H3ZM72 111V112H71ZM73 111L75 112L76 111V114L74 115V119L72 120L71 118H73L72 116V113H73ZM91 111V112H90ZM99 111H101V113H99ZM206 110H204V112H205ZM0 112V113H1ZM6 112V113H5ZM69 113V114H67V115H69V117L67 116L66 117V113ZM85 112H86V110H85ZM96 112H97V115H94V113L96 114ZM111 112V111H110ZM2 113H1V115H2ZM9 113V114H8ZM70 113H71V117H70ZM84 113V112H83ZM90 113V114H89ZM109 114V112L107 111L106 112V114ZM115 113V116L117 115ZM172 113V112H171ZM202 113H203V111H202ZM199 114L200 116L199 117H201L202 118V120L201 121H204V120H206V118L204 119V114ZM208 113V112H207ZM6 114V115H5ZM108 114L106 115V117L108 116ZM133 114H132V118H131V120L132 119H134V117L135 116H133ZM0 115V116H1ZM58 115H56V118H58L57 116ZM77 115V116H76ZM111 114H109V117L108 118H112V123L113 122H115V121H117L118 122V120L116 119L115 121H113V117H112V115L110 116ZM121 115V116H120ZM181 116H188L189 117V115L188 114H186V113H183V114H180ZM205 115H206V112H205ZM55 116V115H54ZM62 116V117H61ZM92 116V118H90ZM99 116V115H98ZM98 116L96 117V118H98ZM117 116V117H118ZM191 116V115H190ZM193 116H195V115H193ZM192 116V117H193ZM207 116V115H206ZM216 116V115H215ZM218 116V115H217ZM8 117V118H9ZM12 117H13V119H12ZM11 117V119L13 120H10V118H9V120L8 121H11L10 123L11 124H13V122H14V119L16 120V118L17 117H15L14 118V116H12ZM20 117H18V121H17V123L19 122V119H20ZM52 117V119H50ZM101 117H103V115L101 116ZM106 117H104V118H106ZM125 117V118H126ZM135 117V118H136ZM143 117V118H142ZM179 117V116H178ZM220 117V116H219ZM221 117H222V115H221ZM262 117H263V115H262ZM261 117V118H262ZM5 118V119H4ZM7 118V119H8ZM93 118V119H94ZM107 118V119H108ZM125 118H124V120H125ZM167 118V119H166ZM174 118H176V117H174ZM195 118V117H194ZM208 118L209 119H211L212 117H210V115L208 116ZM215 118V117H214ZM213 118V119H214ZM217 118V117H216ZM215 118V119H216ZM224 117H222L221 118V120L223 119ZM7 119H6V121L5 122H7L8 123V121H7ZM88 119V120H89ZM99 119H101L100 117H99ZM127 119H126V121H125V123L127 122ZM146 119V120H145ZM173 119V118H172ZM171 119V120H172ZM190 119V118H189ZM187 117H184L181 121L183 122V123H187L188 121H190ZM204 119V120H203ZM213 119H211L212 121H213ZM233 119H235V118H233ZM232 119V120H233ZM2 120H0V122L2 121ZM20 120H22V119H20ZM28 120H27V122H28ZM51 120V121H50ZM102 120V119H101ZM101 120H99V121H101ZM104 120V119H103ZM109 120H111V119H109ZM124 120H123V125H121V126H124L125 127V125H124ZM129 120V119H128ZM131 120H129L130 122H132ZM138 120V119H137ZM159 120H156L155 122H157L158 121V124L161 122H159ZM170 120V121H171ZM195 120V119H194ZM197 120V119H196ZM208 120V119H207ZM211 120H209L210 122H212ZM218 120H219V118H218ZM220 120V121H221ZM236 120V119H235ZM262 120H263V118H262ZM261 120V122H262V124L264 123L263 121ZM2 121V122H3ZM56 121H57V119H56ZM73 121V122H72ZM74 121H76L75 123H74ZM98 121V120H97ZM96 121V119H95V122H97ZM98 121V122H99ZM119 121H120V119H119ZM152 122H154L153 120H151ZM168 121H169V119H168ZM167 121V122H168ZM192 121L193 120H191V123H192ZM201 121H199V119H198V121H195V122H197V123H199V124H197V123H195L194 125H193V123H192V125H193V127L191 128V131H192V133H194V134H198V133H200V134H202V135H205V134H208L209 133V129H207V127H206V125H208L209 123L206 121V123H208V124H205V123H203V124H201L200 122ZM214 121H216V120H214ZM219 121V122H220ZM5 122H3L1 125H3V126H6L7 124L5 123ZM26 122V124H28ZM97 122V124H98V126H91V127H89V130H91L90 131V133L91 132H93L94 133V131L96 130V128L97 129H101V128H103V127H101L100 125L102 124V122H100V124ZM108 122H110V121H108ZM107 122V123H108ZM136 121H134V122H132V123H130V124H134ZM139 122V121H138ZM144 122H139V125H141V124H144ZM164 122V123H163ZM218 122V121H217ZM218 122V123H219ZM23 123H20V124H17L18 126H17V130H21V128H22V130H23V128H26V126L24 125L23 127L21 126V125H23ZM116 123V122H115ZM120 123V122H119ZM118 123V124H119ZM128 123V122H127ZM137 123V122H136ZM141 123V124H140ZM150 123V124H149ZM235 123V122H234ZM233 123V124H234ZM6 124V125H5ZM9 124V123H8ZM28 124V125H29ZM78 124V123H77ZM96 124V125H97ZM122 124V123H121ZM129 124V123H128ZM152 124V125H151ZM162 124H164V125H166L167 126V124H169V122L168 123H166L165 124V121H162ZM201 124V125H200ZM212 124H213V122H212ZM232 124V125H233ZM249 124V123H248ZM247 124V125H248ZM20 125V126H19ZM103 126L105 125V124H102ZM110 124H108V126H109ZM113 125V124H112ZM120 125V124H119ZM146 125V126H147ZM159 125H161V124H159ZM163 125V126H164ZM209 125H211V124H209ZM214 125H215V123H214ZM234 125H236L237 126V123H235ZM233 125V126H234ZM239 125H242L241 123L239 124ZM251 125V124H250ZM264 125V124H263ZM262 125V126H263ZM7 126H9V125H7ZM75 126V127H74ZM106 126V125H105ZM113 126H117V124H115V125H113ZM113 126H112V128H111V131H112V134L114 133L113 132V129L115 128H113ZM129 127V125H127L126 124V129ZM143 126V125H142ZM145 125H144V127H146ZM230 127V128H234L232 131L230 130V129H227V127H226V131L227 130H229V131H227L228 133H230V134H235V132H236V134L238 133V132H240V130H244V128L242 129H238L239 131H236L237 129L235 128V127ZM244 126H245V124H244ZM244 126H242V127H244ZM18 127L20 128V129H18ZM35 129H34V128ZM57 129H56V128ZM78 127V126H77ZM96 127V128H95ZM98 127H101V128H98ZM148 127V126H147ZM189 127H191V126H189ZM202 127V128H201ZM228 127V128H229ZM238 127V126H237ZM248 127H250L249 125H248ZM105 128H107V127H104V130L102 129V130H100V131H97V133H96V131H95V133L97 134V135H99V133H100V136H97V135H94L93 133V136L91 135V137H95V136H97L96 137V139H98V137H100L101 138V140H102V136L101 135H103L102 134V131H103V133L105 134L104 136H106V133H107V131H109L110 130V126L107 128V129H109V130H107V129H105ZM118 128H121L120 130H121V132H122V134H123V131L125 130V132L128 130H126V129H123V127H119L118 126ZM118 128H117V130L116 129H114V131H119L118 130ZM162 128V127H161ZM165 128V127H164ZM164 128H162V129H164ZM168 128V127H167ZM188 128V127H187ZM208 128H209V126H208ZM246 128H247V126H246ZM16 129V128H15ZM34 129V130H33ZM56 129V130H55ZM158 129H160V128H158ZM205 129H207L208 131H205ZM222 129V132L224 131L223 129H224V127H222L221 128ZM249 129V128H248ZM22 130H21V133H22ZM55 130V131H54ZM107 130V131H106ZM123 130V131H122ZM165 130V129H164ZM27 131V130H26ZM24 132V134L25 133H27V132ZM38 131V132H37ZM58 131V132H59ZM72 131H73V129H72ZM111 131H110V135H112L111 134ZM161 131H163V130H161ZM166 131V130H165ZM189 132H190V129L188 130ZM205 131V132H204ZM1 132V131H0ZM3 133H4V131H2ZM16 132V131H15ZM53 132H54V134H53ZM73 132H75V131H73ZM106 132V133H105ZM125 132H124V134H125ZM203 132V133H202ZM17 133H18V135H19V132L17 131ZM57 133V132H56ZM59 133V134H60ZM166 133H167V131H166ZM226 133V132H225ZM53 134V136H51ZM107 134H109V133H107ZM115 134V133H114ZM118 135H115L116 137L117 136H119V134H120V132L119 133H117ZM165 134V133H164ZM163 134V135H164ZM23 135V134H22ZM22 135H20L21 137H22ZM60 135H62V134H60ZM63 135V136H64ZM74 135V134H73ZM73 135H71V137L73 136ZM24 136V135H23ZM113 136V135H112ZM70 137V136H69ZM69 137H66L67 139L69 138ZM70 137V138H71ZM74 137V136H73ZM71 138V141L73 140V139H75V137L74 138ZM107 137H109V135L108 136H106V139H107ZM145 137V136H144ZM143 137V138H144ZM64 138H65V136H64ZM70 138H69V140H70ZM99 138V139H100ZM110 139L112 138L111 136L109 137ZM115 138V137H114ZM51 139V138H50ZM50 139H47L48 141V144H50V141H53L52 139L50 140ZM67 139H65V140H67ZM95 138H92V140L94 141H96L97 142V140H96ZM69 140H67V141H65V147H68L67 145H69V143L71 144V141H69ZM91 140V141H92ZM98 141L97 142V144H99V142H107L105 139V141ZM108 141H109V139H107ZM69 141V142H68ZM46 142V141H45ZM72 142H74V141H72ZM44 143V142H43ZM52 143V142H51ZM66 143H67V145H66ZM95 143V142H94ZM27 144V143H26ZM25 144V145H26ZM46 144V143H45ZM96 144V145H97ZM29 145V144H28ZM28 145H26L25 147H27L28 148ZM101 146H96V147H94V151H98V150H100L101 148H102V143L100 144ZM2 146V141H0V151H4L5 153L4 154H6V159L8 160V162H9V165L10 166H13V161L11 162V160H9L10 158H7V156L9 155V154H7V153H9L8 151H5V150H3L4 148H2L1 147ZM95 146V145H94ZM22 148L24 147L23 145L21 146ZM20 147V148H21ZM21 148V149H22ZM131 148V147H130ZM24 149V148H23ZM24 150H26V149H24ZM126 150V149H125ZM124 150V151H125ZM123 151V152H124ZM113 154H115V155H118V154H121V152H117V151H113L112 152ZM203 153H205V151H202L201 152V154H203ZM9 157V156H8ZM247 165V162H245V163H242L241 165L239 164H237L236 166L238 167V166H244V165ZM71 165V167H75V168H77V165H76V163H71L70 164ZM236 166L234 165V167L232 166L231 167V165H230V167L231 168H229V170L224 166H222L223 168H226L228 171H229V173H231L233 176H234V174H235V176L236 175H240V176H242L243 174V178L241 177H238V176H236V177H238L239 178V180H238V178H236V177H234V178H236V180H234L233 182H235V184L237 185L238 183H243L242 181L244 180H247V178L248 177H250V175L252 176V174H254V172L253 171H255L256 169H258V168H256L255 170H254V168H252L251 167V169L249 170V168H248V171H247V169H246V171L247 172H244V171H242L243 173H241V170H237V171H235V169H236ZM78 167H79V165H78ZM221 167V166H220ZM220 167H217V168H215V169H219ZM222 167H221V171L223 170L222 169ZM234 168V169H233ZM239 168V167H238ZM237 168V169H238ZM231 169V170H230ZM233 169V170H232ZM220 170H218V171H220ZM252 170V171H251ZM217 171V170H216ZM220 171V172H221ZM177 172H178V174H177ZM181 172H185V171H176V174H173L172 172L169 174L170 176H172L173 177V175H177L178 177L177 178H180V180H181V182H180V184H177L176 183V186L174 185L175 184V182L176 181H180V180H177V179H175L176 181H174V183L172 184L171 182L169 183V181H168V183H166V185L167 184H169V185H167V186H163L162 188V190H160L158 193L159 194H157V193H155V194H153V198H154V201H156V202H158L159 203V201H161V203L163 202H165V203H167L168 202V206H167V208L165 209V211L163 212L164 214L162 215V220L163 221H165V223L167 224V227L169 228V229H171V230H174V231H180V229L182 230V229H185L186 231H187V234H188V236H190V238H193V236H192V234L193 233H191V231H190V224L191 223H193L192 225L193 226H195L194 225V223L196 222L198 225H199V222H202L203 220L206 222L205 224L206 225H209L208 223L209 222H211V224H212V221L214 220V219H211V216H212V218H214L217 214H219V212L220 211H224V212H221V214L222 215H224V214H227L228 213V207L227 206H229V203L228 204H225L226 203V201L232 196V197H234L232 194H226V196H227V198L225 199L224 198V195H225V193H228V190H226V192H224L225 190L223 189H220L221 187H220V185H222L224 182L226 183V181L228 182H230V179H228V178H225V179H218L217 181L218 182H213V181H208V182H200V181H198V183H196L197 181H193V182H191L192 180H191V178H188L189 179V181L187 182L186 181V183H185V180H186V178L184 177L183 178V174L181 173ZM252 172V173H251ZM259 173V171L257 170L255 173ZM237 173V174H236ZM247 173H249L248 175H246ZM251 173V174H250ZM257 173V174H258ZM171 174H173V175H171ZM257 174H256V176H255V174H254V176L256 177H254L255 179H256V181H257V179L258 178H260V177H257ZM169 176V177H170ZM246 176V177H245ZM259 176V175H258ZM59 177H62V179H64V178H66V179H68L67 177H69V175H67V174H65V173H63L62 174V176H59ZM170 178V179H172V181H173V178ZM251 178V177H250ZM50 179H52V183L54 184L55 183V181L54 180H57L58 178L57 177H51ZM187 179V180H188ZM255 179H253V178H251V180H254L255 181ZM183 180V181H182ZM250 179L248 178V180L247 181H249ZM250 180V181H251ZM260 181L258 182V184L260 185V187L262 186L261 185V178L259 179ZM171 181V180H170ZM238 181V182H237ZM246 181V182H247ZM253 181V182H254ZM57 182V181H56ZM253 182H252V184H253ZM189 183V184H188ZM193 183V184H192ZM214 183H216V186L218 185L219 187H216L215 189H213V191H211V195H213V196H215V195H221L222 196V198H221V196L219 195L218 197L220 198L219 200L218 199H216L215 201L216 202H213L212 201V203L210 204V206H209V204H207V206H201V201H200V198H203V197H205L206 195L204 194V192L206 191V190H210V189H212V187H213V185H215ZM224 183V184H225ZM251 183V182H250ZM256 183V182H255ZM254 183V184H255ZM56 184V183H55ZM228 184V183H227ZM257 184V185H258ZM259 185L258 186H256L257 187V189L259 190L260 188H259ZM54 186V185H53ZM56 186H58L59 187V185H56ZM56 186H54V187H56ZM147 186H149L148 184H147ZM226 186V185H225ZM225 186H223V187H225ZM176 188V189H179L180 190V192L178 193L177 191H176V189H175V192H174V188ZM256 188L255 187V185H253L252 187H250L251 189V192H253L254 194H256V195H259V194H261L262 192H264V190L262 191V192H255L256 191V189L255 190H252V189H254V188ZM263 187V186H262ZM57 188V187H56ZM169 189V191L171 190V192H170V194H169V191L168 190H166V189ZM226 188V187H225ZM220 189V190H219ZM173 190V191H172ZM261 190V189H260ZM162 191V192H161ZM193 191H195V192H193ZM221 191H223V193L221 192ZM161 192V193H160ZM172 192H174V193H176L177 195H175L174 193H172ZM172 193V194H171ZM215 193V194H214ZM218 193V194H217ZM222 193V194H221ZM236 193H238V192H236ZM236 193H234V194H236ZM163 194H165V195H163ZM263 194V193H262ZM239 195V194H238ZM177 196V197H176ZM213 196H211V197H213ZM125 197H129V195H126ZM160 197H161V199H160ZM210 197V198H211ZM231 197V198H232ZM235 197H237V195L235 196ZM234 197V199H235V202H236V204L237 205H233V204H235V202H233V201H231L232 202V205H231V203H230V205L232 206V208L233 207H235V209L233 208V211L235 210L236 211V208L238 207V209H239V206L240 207H242V206H244V201H245V199L243 198V197H241V196H239L240 198L239 199H241L242 198V201H240V200H238L237 201V198H235ZM174 198H176L177 199V202L175 203V200H174ZM215 198H216V196H215ZM215 198H212V200L213 199H215ZM230 198V199H231ZM170 199H172L171 201H170ZM233 199V198H232ZM220 200H222V201H224V202H222V201H220ZM169 201H170V203H169ZM211 201V200H210ZM210 201H207V202H209L210 203ZM206 202V203H207ZM244 202V203H243ZM214 203V204H213ZM225 204V206H226V208L224 207V204ZM241 203H243V204H241ZM203 204H205L204 202H203ZM240 204V205H239ZM248 204H250V203H248ZM206 205V204H205ZM212 205H214L215 206V208L216 209H218L217 207H218V205H219V207H221L222 205V210H220V208L218 209V211H216L217 212V214L216 213H213L211 216L209 215V219L208 220H212V221H209L208 223H207V221H206V217L204 218V219H198V218H200L201 216L203 217V214L201 215L200 213L201 212H199L200 210V208H202L201 210H204V209H208L209 207H212V208H214ZM221 205V206H220ZM251 206L253 205V204H250ZM257 205H258V203H257ZM217 206V207H216ZM254 206H255V204H254ZM254 206H252V207H250L249 208V205H247V207H248V209H246V204H245V207L243 208V209H246L244 212H243V209L242 208H240V210H242V213H240L241 215H245V213H247L246 215L247 216H241L240 217V219H239V216H240V214L239 215H237L236 216V218L237 219H239L240 221L239 222H243L244 220H246V218H248L246 221L247 222H243L242 224L244 225V226H246V229H242V224L241 223H238V225H240V227H241V235H242V238L244 237V235H246L247 234V237L249 238V240H248V238H246V241H247V247H246V243H244L243 242V244H245L244 245V247H246V249L243 251L242 249H240V250H238V249H236V251H234V252H232L233 250L232 249H230L231 250V252L234 254H230V255H232V256H230V258L232 257H234L233 259H234V261H233V259H232V262H238V261H240V258L237 256V255H235L236 253H240V251H242V252H244V253H246L247 254V252H245V251H251L250 249H252L253 248V250L251 251L252 253L254 252V251H256L255 249H257L256 248V243L257 242H259L260 241V245H261V242L264 240L263 238H264V232H263V230H264V221L262 220V219H260V218H258V220L260 219L261 221H259L258 222V220L257 221H255V220H253V216H254V218H255V213L257 212V211H259V207L257 208V211H256V207L254 208ZM147 207V209L148 210H146V211H150L151 210V208H149V206H146ZM261 207H262V205H260V209H261ZM263 207H264V205H263ZM210 209V210H215V208L214 209ZM225 208V209H224ZM231 208V207H230ZM145 209V208H144ZM264 209V208H263ZM262 209V210H263ZM199 210V211H198ZM230 210H232V209H230ZM240 210H239V212H240ZM118 211V210H117ZM117 211L116 210H114V211H110L111 213L113 212V213H117ZM158 211V209L156 210V212ZM208 211V210H207ZM207 211H206V213H204V216H205V214H207ZM213 211H211V212H213ZM234 211V212H235ZM264 211V210H263ZM262 211V212H263ZM119 212V211H118ZM142 212H144L143 210H142ZM158 212H160V210L158 211ZM200 214L199 216H198V213ZM227 212V213H226ZM232 214H234L232 211H230ZM229 212V215H231V213ZM238 212V213H239ZM252 212H254V213H252ZM261 212V213H262ZM152 213V211L151 212H149V217L147 216V219L146 220H142V222L139 224V222L137 223V224H139V226H135L134 228H132L134 231H135V233H137V235L139 236V238H140V236H141V238H147V240L148 241H150L151 239L150 238H148V237H150V235H152L151 236V238L153 239L152 241H150V242H146L147 240H145V239H143V242L141 241V244L143 245V247L144 246H146V247H144V248H141L142 246H141V244L139 243V244H137V242L136 241H139V240H141V238L139 239L138 238V236H136L137 237V239L138 240H135V238H134V236H133V241L131 242L130 240H132L131 238L130 239H128V238H125L126 240H127V243H128V241H130L131 242V246H130V255H131V257L132 258H134V259H132L131 257H130V262L129 263H131L132 262V260H134L135 261V259H136V261H135V264L137 263V262H142V263H138V264H154V263H156V259L155 258H159V257H161L162 259H160L161 260V262L163 261V258L165 257V252L164 251H162L159 247V245H161V248H162V245H165V243H166V241H167V239L165 240H161V242H158L159 241V228H158V224H157V222H156V220H155V218L153 217V214H151ZM210 213V212H209ZM236 213H237V211L235 212V215H236ZM237 213V214H238ZM251 213V214H250ZM146 214H147V212H146ZM196 214H197V216H196ZM216 214V215H215ZM219 215V216H217L218 218H220V216H221V218H224V217H227V216H222V215ZM249 214V215H248ZM257 214H260V213H257ZM263 214V213H262ZM262 214L260 215V216H262ZM208 215V214H207ZM213 215H215L214 217H213ZM228 215V217H230ZM234 215V216H235ZM252 215V216H251ZM232 216V215H231ZM234 216H232L233 218H231L232 220L235 218ZM257 216V215H256ZM146 217V216H145ZM144 217V218H145ZM151 217V218H150ZM175 217V218H174ZM208 217V216H207ZM246 217V218H245ZM178 219V221L180 220L182 223H184V225L186 224V222L188 223L187 225H190L189 226V229H186L185 228V226H184V228H180V225H183V224H180L179 225V223H180V221H179V223L178 222H176V220L173 222V220L174 219ZM236 218H235V220H233V223L234 222H236L237 220H236ZM263 218H264V216H263ZM231 219H230V221H229V219H228V221L229 222H231ZM242 219V220H241ZM253 220V222H252V220ZM151 220V221H150ZM250 220H251V222H250ZM254 221L256 222V223H254ZM263 221V222H262ZM258 222V223H257ZM142 223H145V224H143L144 226H147L148 227V229H149V226H150V224L151 225H153V228H151V229H149V230H151L152 231V229H153V231H154V234H150L149 236H148V234L149 233H151V232H149L148 234H146V232L143 234V232L147 229V227H145L146 229L142 232V228L144 227H142V226H140V225H142ZM190 223V224H189ZM202 223H204V222H202ZM215 223V224H214ZM213 224H214V226H216V227H218L219 226V224L218 223H216V221L214 222ZM232 223V224H233ZM250 223V224H249ZM149 224V225H148ZM196 224V225H197ZM201 224V223H200ZM212 224V225H213ZM217 224H218V226H217ZM235 224V223H234ZM234 224H233V226H234ZM247 224V225H246ZM249 224V225H248ZM156 225H158V226H156ZM206 225H199V231L202 233H204V232H206V229L207 228H209V227H204V226H206ZM211 225V226H212ZM223 225H225V224H223ZM228 225H231L230 223L228 224ZM228 225H226V227H228ZM214 226H212L213 228H214ZM232 226V225H231ZM248 226V227H247ZM38 227H40L39 229V233H42L43 231H42V226H38ZM142 227V228H141ZM157 227V228H156ZM188 227V226H187ZM223 228L225 227V226H222ZM206 228V229H205ZM59 229H62V227H60ZM59 229H57V230H59ZM155 229V230H154ZM211 230H212V232L211 233H213V232H215L214 234H210L209 232L211 231H209V229H207V231H209V232H206L207 234L209 233V238L210 237H213V240L216 238H214V235H217L218 233H219V227H218V229L216 228H214V229H212V228H210ZM220 229H221V226H220ZM132 230V231H133ZM157 230V231H156ZM162 230V229H161ZM184 230V231H185ZM216 230H218V233L216 232ZM245 230H247V231H245ZM133 231V232H134ZM153 231H152V233H153ZM163 231V230H162ZM178 231V233H180ZM248 232V233H246V234H244L243 232ZM260 231V232H259ZM131 232V231H130ZM129 232V233H130ZM182 232V231H181ZM263 232V233H262ZM128 233V234H129ZM134 233V234H135ZM183 233V232H182ZM205 233V234H206ZM262 233V234H261ZM130 234H132V233H130ZM133 234V235H134ZM142 234V235H141ZM145 234H146V236H148V237H145ZM196 234V233H195ZM206 234V235H207ZM220 234V233H219ZM217 235V237L218 238H216V240L217 239H219L218 241H217V243H213L212 244V242L213 241H211L212 239H210V241H211V243H209V244H212V245H210V246H213V247H216V248H219V250H220V248L223 246L220 242V235ZM258 234H259V236H258ZM93 235H95V233H93ZM92 235V236H93ZM144 235V236H143ZM154 235V236H153ZM156 235V236H155ZM194 235V234H193ZM197 235V234H196ZM250 235V236H249ZM262 235V236H261ZM96 236V235H95ZM95 236H93V237H91V235H90V239H92L93 238V240H94V238H97V237H95ZM187 236V235H186ZM257 236L259 237L258 239H257ZM126 237H129V235H127ZM131 237H132V235H131ZM195 237V236H194ZM262 237V238H261ZM186 238H188V237H185L184 238V240L183 239H181V241H179V243H180V245H184V243L186 242H188L189 243V241H185V239ZM190 238H188L189 240H190ZM245 238V237H244ZM243 238V241H245V239ZM150 239V240H149ZM157 239H158V241H157ZM251 239V240H250ZM263 239V240H262ZM93 240H91V241H93ZM144 240H145V242H146V244L144 243ZM183 240V241H182ZM187 240V239H186ZM195 239L193 238L192 239V242L194 241ZM215 240V241H216ZM255 240H256V242H255ZM165 241V242H164ZM191 241V240H190ZM129 242V243H130ZM162 242H164L163 244H159V243H162ZM171 242V241H170ZM77 243V242H76ZM128 243V244H129ZM153 243V244H152ZM218 243H219V245L221 244L222 246L221 247H219V245H218ZM252 243V244H251ZM264 242H262V244H263ZM135 244V245H134ZM145 244V245H144ZM156 244H159L158 246V248L159 249H157L156 248ZM168 244V243H167ZM166 244V245H167ZM174 244V243H173ZM243 244H242V246H243ZM254 244V245H253ZM137 245H140V246H137ZM259 245V247H263V246H260ZM149 246H150V248H149ZM207 246H208V244H207ZM251 247V248H250ZM257 247H258V245H257ZM259 247H258V253H259V251H260V253H261V248L259 249ZM207 248H210V247H207ZM216 248H214V250H215V255H216V257H218V256H221V252L217 249L216 250ZM223 248L224 249H228L227 247H224L223 246ZM230 248V247H229ZM247 248H248V250H247ZM264 248V247H263ZM262 248V249H263ZM222 249V248H221ZM161 250V251H160ZM210 250H212V248L210 249ZM264 250V249H263ZM145 251V252H144ZM147 251L149 252V254L147 253ZM205 251V259H208V258H210V257H215V255L213 256V252H212V254H210V252L206 249V250H204ZM226 251V250H225ZM227 251H229V249L227 250ZM227 251H226V253H227ZM142 252V253H141ZM208 252H209V254H208ZM262 252H264V251H262ZM126 253H128V252H126ZM201 253V252H200ZM223 253H225V252H223L222 251V254ZM250 253V252H249ZM249 253H248V255H249ZM257 252H255V254H258ZM259 253V254H260ZM129 254V253H128ZM153 254V255H152ZM156 254V255H155ZM218 254V255H217ZM220 254V255H219ZM258 254V255H259ZM262 254V253H261ZM149 256V257H147V256ZM199 256H200V254H198ZM225 255V254H224ZM229 256V253L228 254H226V256ZM244 255V254H243ZM100 256H102V255H100ZM153 256L155 257V258H153ZM194 256H196V255H193L192 256V258L194 257ZM245 257H246V255H244ZM243 256V258H245ZM187 257H190L189 255H187ZM248 257V256H247ZM247 257L245 258L246 260H242V264H250L251 263V261L254 259H249V260H247ZM251 257H256V256H251ZM250 257V258H251ZM258 257V256H257ZM259 257L260 258H262V257H264V256H262V255H259ZM97 258H99V254L97 255ZM146 258V259H145ZM260 258H258V259H256L257 261H259V259ZM132 259V260H131ZM153 259H155V262L153 261ZM254 259V260H255ZM99 260H101V258L99 259ZM98 260V261H99ZM145 260V261H144ZM164 260H165V258H164ZM256 260H255V262H256ZM112 261V264H117V261L116 260H114V259H112L111 260ZM133 261V262H134ZM158 261H159V259H158ZM100 262V261H99ZM144 262V263H143ZM160 262V261H159ZM244 262V263H243ZM254 262V261H253ZM158 263V262H157ZM156 263V264H157ZM164 262H162V264H163ZM236 263H234V264H236ZM258 263V262H257ZM160 264V263H159ZM252 264V263H251Z\"/></svg>",
	"mask_w": 264,
	"mask_h": 264
}]
</instances>
